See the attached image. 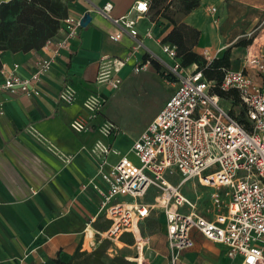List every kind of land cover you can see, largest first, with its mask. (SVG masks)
<instances>
[{
  "label": "crops",
  "instance_id": "crops-1",
  "mask_svg": "<svg viewBox=\"0 0 264 264\" xmlns=\"http://www.w3.org/2000/svg\"><path fill=\"white\" fill-rule=\"evenodd\" d=\"M136 1L76 0L70 3L69 16L56 36V39L67 38L68 44L53 58L49 73L40 78L39 96L11 94L1 87L15 66L19 76L31 77L42 58L53 57L56 46L29 53H0L3 66L0 108L4 112L0 115V264H58L57 260L69 263L79 252H92L106 239L104 234L111 223L105 216L98 215L100 200L85 186L100 167L98 157L92 152L95 145L110 143L112 139H107L102 132L105 120L88 113L84 103L98 86L101 58L124 59L131 53L136 40L128 34H124L119 43L110 39L111 34L120 30L111 18L127 15ZM108 3L113 5L111 18L98 12ZM210 8H216V14L218 8L222 14L224 8L232 10L230 17L224 14L221 20L223 23L228 20V25L229 21L239 22L235 36L258 32L252 45L236 48L226 44L214 21L216 14L211 15ZM87 15L92 17L91 23L68 35L67 31L71 32L74 26L67 20L81 23ZM183 21L201 32L195 51L207 60H210L207 52L212 60L222 58L226 50H231L232 70L241 71L247 68L248 59H264V0H202L200 7ZM171 30L172 26L166 21L153 23L148 15L140 17L137 41L142 42L143 47L121 71L123 81L146 54L159 63H173L161 47ZM248 72L255 79H261L255 71ZM68 86L76 93L71 105L60 100ZM74 121L87 123V128L81 133L74 131L71 128ZM111 161L115 162L113 157ZM199 188L197 185L196 192L202 196L200 206L209 205L208 191L210 194L213 191L200 192ZM161 222L159 220L168 255L166 228ZM193 236L195 245L184 254L185 264H195L197 258L202 264L204 261L219 264L221 258L227 264H235L228 258L225 246L208 241L197 232ZM143 240L147 242L144 237ZM150 245L147 243L141 255L142 264H165L162 245L153 240L152 251L146 252ZM123 250H134V253L123 254ZM115 256L129 261L137 259V240L133 246L120 239L113 242L107 260Z\"/></svg>",
  "mask_w": 264,
  "mask_h": 264
},
{
  "label": "built area",
  "instance_id": "built-area-1",
  "mask_svg": "<svg viewBox=\"0 0 264 264\" xmlns=\"http://www.w3.org/2000/svg\"><path fill=\"white\" fill-rule=\"evenodd\" d=\"M112 9L113 5L108 3L98 12L111 18ZM148 9L147 0H138L127 15L111 18L120 30L111 34L110 39L119 43L128 34L136 43L124 59L101 58L97 77L101 89L115 91L121 87V71L143 47L137 41L138 22ZM216 11L209 10L211 15ZM67 22L74 26L71 32L67 31L68 35L81 27L80 22ZM67 44V38L50 40L44 49L55 45L53 57L42 58L29 78L19 76L15 66L1 88L20 96H39L40 78L49 73L53 58ZM161 47L173 62L166 64V69L169 76L178 78L175 91L132 143L128 155L121 156L115 147L120 131L113 122L102 128L112 142H98L92 151L100 167L85 188H91L98 196V215L111 223L104 236L113 243L126 233L132 234L138 249V258L132 262L142 264L147 242L143 240L141 225L156 213L166 228L168 264H185L184 254L195 245L194 232L225 246L232 263L264 264V86L261 79L248 72L253 70L259 78L264 77V59L253 57L248 59L246 69L227 71L220 86L224 92H239L247 109L244 125L222 107L220 98L211 93L213 83L197 67L186 73L175 46ZM142 63L134 70L149 65ZM75 98L70 86L60 95L67 105L73 104ZM98 107L99 100L94 95L84 103L90 114ZM0 115H4L1 108ZM71 128L81 133L87 123L74 121ZM111 157L119 159L112 162ZM178 175L179 180L174 183L167 178ZM190 182L197 183L193 198L182 191ZM197 185L213 191L209 205L200 206L202 196L196 192Z\"/></svg>",
  "mask_w": 264,
  "mask_h": 264
},
{
  "label": "trees",
  "instance_id": "trees-1",
  "mask_svg": "<svg viewBox=\"0 0 264 264\" xmlns=\"http://www.w3.org/2000/svg\"><path fill=\"white\" fill-rule=\"evenodd\" d=\"M76 0H4L0 3V53H29L42 50L50 40H55L62 28V22L69 16V4ZM148 17L151 22L166 21L172 26L162 44L176 47L177 58L183 68L196 66L205 79L213 83L211 93L231 105L229 111L240 123L246 125V107L242 104L238 91L224 92L220 89L227 71L232 69L231 51L227 50L222 58L207 60L195 51L201 38V32L187 25L183 20L197 10L202 0H147ZM253 39L247 40L241 47L252 45ZM142 64H149L162 77L161 64L150 55H144ZM0 60V70L2 69ZM240 108V112L235 111ZM153 215V214H152ZM160 225V224H159ZM109 227V226H108ZM124 244L133 246L132 234L120 237ZM112 242L103 240L92 252H79L69 263L58 264H136L125 257L115 256L107 260V253Z\"/></svg>",
  "mask_w": 264,
  "mask_h": 264
},
{
  "label": "rangeland",
  "instance_id": "rangeland-1",
  "mask_svg": "<svg viewBox=\"0 0 264 264\" xmlns=\"http://www.w3.org/2000/svg\"><path fill=\"white\" fill-rule=\"evenodd\" d=\"M231 11L230 8H224V14H227V18L230 17ZM222 13L223 11L218 8L214 21L222 37H224V42H226V44H233V47L241 48L240 45H242V43L250 39L254 41L258 36V32H252L246 36H235L239 22L229 21L230 24L228 25L227 20L223 23L221 15L224 14ZM207 56L211 60L208 52ZM160 64L164 77L158 74L150 65L146 68L139 66L137 70L129 73L130 75L123 81L119 89L115 91L111 90L110 93L107 94L105 93L106 90L101 89V86L98 85L96 90L89 95H94L99 100V107L92 115L101 116L105 120V123L113 122L118 127L120 135L118 136L115 147L121 156L129 154L132 143L159 114L165 102L169 100L178 85V78L169 76V71L166 69V64L171 63ZM186 69V73H190L196 69V66ZM261 81L264 86V77L261 78ZM221 105L227 111L232 109L231 105L225 100H221ZM240 110V108H237V110L235 109V111L238 112H240ZM113 159L117 161L119 157H113ZM167 178L174 183L175 180H179V175L175 177L176 179L173 177ZM199 190L200 192L207 191L206 188H199ZM182 191L184 195L190 198H193L196 194L194 193V184L191 182L186 184ZM208 194L210 195V191H208ZM159 224V216L157 217L156 213H153V215L141 225L142 236L146 239L147 243L151 244L150 250L148 249L146 252L152 251L153 240L162 245L165 250V253H163L165 256L164 263L168 264V260L166 259V257H168L167 250L166 247H164L165 235L162 233V226ZM198 241L202 242L200 239ZM122 253L132 255L134 250L131 252L123 250ZM201 254L202 250L198 251V257H201ZM195 264H202V262L197 258ZM204 264H206L205 261ZM219 264H227V262L226 260L224 261V258H221ZM237 264H239V262Z\"/></svg>",
  "mask_w": 264,
  "mask_h": 264
},
{
  "label": "water",
  "instance_id": "water-1",
  "mask_svg": "<svg viewBox=\"0 0 264 264\" xmlns=\"http://www.w3.org/2000/svg\"><path fill=\"white\" fill-rule=\"evenodd\" d=\"M92 21V17L90 15H87L82 19L81 21V27L86 28Z\"/></svg>",
  "mask_w": 264,
  "mask_h": 264
}]
</instances>
